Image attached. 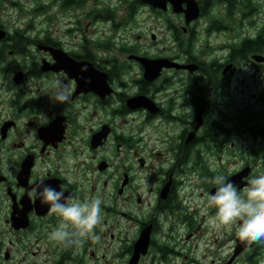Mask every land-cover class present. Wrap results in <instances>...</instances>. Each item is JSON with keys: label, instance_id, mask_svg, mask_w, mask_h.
Segmentation results:
<instances>
[{"label": "flooded vegetation", "instance_id": "1", "mask_svg": "<svg viewBox=\"0 0 264 264\" xmlns=\"http://www.w3.org/2000/svg\"><path fill=\"white\" fill-rule=\"evenodd\" d=\"M12 7L26 17L5 20L9 12L0 6V264L107 262L95 237L114 238L115 218L137 222L122 243L123 264L148 226L149 247L166 260L174 251L153 238L171 231L164 223L190 226L182 203L189 174L227 180L247 168L242 190L264 171V0ZM156 30L164 31L162 41ZM145 60L169 63L148 72ZM58 81L70 88L64 103L51 102ZM249 85L257 90L244 105L239 96ZM231 134L252 140L253 161L240 160L229 173L211 171L205 157L242 155L227 147ZM41 183L63 187L65 197L102 199L101 224L81 245L49 239L60 217L30 194ZM133 188L151 197L147 217ZM232 239L223 264L238 244L237 235ZM239 258L264 264V242L244 246L230 264Z\"/></svg>", "mask_w": 264, "mask_h": 264}, {"label": "rangeland", "instance_id": "2", "mask_svg": "<svg viewBox=\"0 0 264 264\" xmlns=\"http://www.w3.org/2000/svg\"><path fill=\"white\" fill-rule=\"evenodd\" d=\"M40 3L47 4L48 0H0V6L4 7V12H9V15H5V20H20L26 17V13H18V10L14 12L13 5L28 7L29 5H37ZM49 5L52 6L53 4L49 3ZM23 10H25L24 7ZM156 32L159 33V40L162 41L164 31L156 30ZM162 45L163 42H161L160 46ZM256 90L257 88L255 86L250 85L243 88L239 96L240 102L244 105L253 103V93ZM237 96V94H234L236 100L238 98ZM232 125H234L233 121H225L226 128L232 129ZM225 138L227 139V147L229 148L233 144L235 153H241L242 155L237 157L223 155L221 158L212 156L205 157L204 160L211 171L229 173L231 168L236 166L240 160L253 161L249 154V149L252 146V140L250 138H239L232 134L225 136ZM140 176H142L141 173L137 177ZM213 178L206 177L198 181L194 175H188V185L182 203L191 219L190 226L164 223L163 226L165 229L172 226L171 231L158 232L154 235L153 239L158 246L167 245L174 251V254H166L165 257L167 259L163 260L160 258V253L155 248L150 247L148 255L142 260L143 264H223L224 259H227L231 255L233 248L232 238L236 236L238 224L224 226L213 220L216 211L211 213V207L206 202L207 195H209L208 189L214 185L212 183ZM136 182H139V178H137ZM134 190L135 192H139L135 197L140 196L143 198L142 203L138 206L141 212L140 215L144 214L147 217L151 209V197L150 199L144 200L142 188ZM120 203L121 201L115 204L114 207H121ZM134 205L136 206V204ZM132 211L138 216L134 208ZM136 223V221L124 218L122 220L118 218L114 219L113 227L110 228L114 238L107 236L106 238H99L98 240V256L104 253L107 259V262H105L104 258H101L98 264H123L122 243L130 239L132 229ZM127 226L130 228H127ZM189 233L191 235L187 238ZM247 262V260L239 258L237 264H248Z\"/></svg>", "mask_w": 264, "mask_h": 264}, {"label": "clouds", "instance_id": "3", "mask_svg": "<svg viewBox=\"0 0 264 264\" xmlns=\"http://www.w3.org/2000/svg\"><path fill=\"white\" fill-rule=\"evenodd\" d=\"M69 95V85L58 81L51 102L64 103ZM212 183L215 192L207 195L206 202L216 209L213 220L224 226L238 224L236 235L245 245L264 242V171L248 180L242 190L223 175L215 176ZM30 194L49 206L50 215L60 217L59 226L49 233L51 241L79 246L101 224L103 201L99 196L81 201L71 194L65 197L63 187L58 191L43 183Z\"/></svg>", "mask_w": 264, "mask_h": 264}, {"label": "water", "instance_id": "4", "mask_svg": "<svg viewBox=\"0 0 264 264\" xmlns=\"http://www.w3.org/2000/svg\"><path fill=\"white\" fill-rule=\"evenodd\" d=\"M155 1H156V4H160V1H162V0H155ZM145 62H146L145 70L148 72H153L157 69H161V67L163 65L169 63L165 60H157V61L156 60H145ZM199 120H200V118H198V124L196 125L195 128L198 127L199 122H200ZM246 169L247 168H245L243 171H241V173H236V174L230 175L227 178V180H230V182L237 185L238 188L243 187L245 185V183L240 182L239 180L243 175H245L247 173L248 169L247 170ZM214 192H215V187L213 189H211L210 194H212ZM237 241H238V244L236 246V249L234 250L232 257L227 261V264H230L233 261V259L235 258V256L243 249L244 246H246L244 243H242L239 240V238L237 239ZM149 243H150V228L148 226L145 229H142L140 231L138 238L135 240V242L133 244V252H132L130 259L128 260V264H137L140 255H144L147 253Z\"/></svg>", "mask_w": 264, "mask_h": 264}]
</instances>
